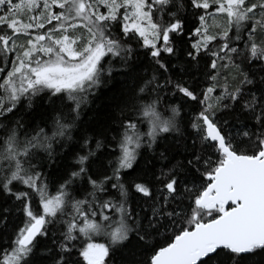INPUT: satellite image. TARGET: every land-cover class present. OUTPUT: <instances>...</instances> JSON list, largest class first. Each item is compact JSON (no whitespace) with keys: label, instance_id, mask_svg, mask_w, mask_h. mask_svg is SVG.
I'll return each mask as SVG.
<instances>
[{"label":"snow or ice","instance_id":"snow-or-ice-1","mask_svg":"<svg viewBox=\"0 0 264 264\" xmlns=\"http://www.w3.org/2000/svg\"><path fill=\"white\" fill-rule=\"evenodd\" d=\"M0 264H264V0H0Z\"/></svg>","mask_w":264,"mask_h":264},{"label":"trees","instance_id":"trees-1","mask_svg":"<svg viewBox=\"0 0 264 264\" xmlns=\"http://www.w3.org/2000/svg\"><path fill=\"white\" fill-rule=\"evenodd\" d=\"M112 95L111 92L107 91V90H104L101 94V100H103L106 96H110Z\"/></svg>","mask_w":264,"mask_h":264}]
</instances>
